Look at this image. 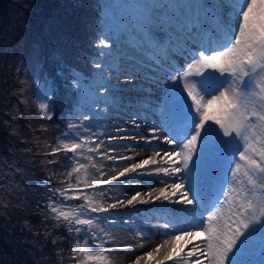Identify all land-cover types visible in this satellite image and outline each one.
<instances>
[{"label": "snow or ice", "instance_id": "1", "mask_svg": "<svg viewBox=\"0 0 264 264\" xmlns=\"http://www.w3.org/2000/svg\"><path fill=\"white\" fill-rule=\"evenodd\" d=\"M94 10L103 28L95 26L102 38L94 45L92 71L85 75L68 63L76 55L73 39L52 53L60 64L57 76L67 70L79 108L72 113L76 122L65 125L47 153L63 154L71 168L62 173L61 187H49L46 178L42 190L47 195L41 198L46 203L37 210L45 207L44 219L51 217L75 238L67 260L111 264L108 253L114 250L144 248L114 239L110 227L131 225L113 213L159 203L161 208L145 216L144 223L167 238L133 264H147L145 258L154 264H264V0H189L180 7L105 0ZM83 23L92 26L87 17ZM61 39L53 36V45ZM121 77L140 93L127 98L135 115L149 112L158 123L140 132L130 115L133 134L117 140L120 127L114 134L99 120L113 104L124 106ZM153 86L162 88L160 95ZM39 88L45 101L39 109L50 120L54 82L43 79ZM104 137L109 145L143 141L153 154L132 162L136 156L109 154ZM94 158L127 166L109 175ZM90 167L98 173L96 181L88 178ZM145 176L155 177L159 186L135 190ZM116 186L133 194L114 199L109 193ZM97 191L99 197L89 194ZM147 234L137 231L140 237ZM110 243L113 247H106ZM57 255V264H66L64 250Z\"/></svg>", "mask_w": 264, "mask_h": 264}, {"label": "trees", "instance_id": "2", "mask_svg": "<svg viewBox=\"0 0 264 264\" xmlns=\"http://www.w3.org/2000/svg\"><path fill=\"white\" fill-rule=\"evenodd\" d=\"M97 3L105 0H0V264H57L60 249L66 264H71L67 253L75 238L57 228L51 217L44 219L45 207L37 210L38 204L46 203L41 199L47 195L43 176L62 186V173L71 168L68 160L62 163V154L47 155L56 142V121L77 99L68 86L67 70L57 76L60 64L52 53L73 39L76 55L68 63L85 74L92 71L94 45L102 35L95 26L103 28L94 10ZM99 15L103 17L102 12ZM85 17L92 26H84ZM57 34L63 39L53 45ZM43 79L54 82L56 89L50 104L55 122L39 109ZM50 159L60 163L49 165Z\"/></svg>", "mask_w": 264, "mask_h": 264}, {"label": "bare ground", "instance_id": "3", "mask_svg": "<svg viewBox=\"0 0 264 264\" xmlns=\"http://www.w3.org/2000/svg\"><path fill=\"white\" fill-rule=\"evenodd\" d=\"M163 2L166 6H174V7H180V6H183V5H186L187 3H189V0H167L165 2V0H147V2L149 3H157V2ZM122 84V83H121ZM123 85V84H122ZM121 85V86H122ZM125 86V85H124ZM162 88H158V87H155L153 86V90H155V94L159 95L161 93V90ZM134 91V90H133ZM131 92V90L127 91L126 94H122L124 97H125V101L127 99V95L130 94V93H135V92ZM131 97V96H130ZM122 107L119 105L118 109ZM122 109L124 110H128L129 113L127 112V114L130 116V115H133V117L136 119V121H140L142 119H140V117L144 118V114L140 113L139 115H135V109H133L131 106H126L125 108L122 107ZM128 116V118H129ZM155 118V121L156 122H153V123H158V117H154ZM152 122H149V123H146V122H138L137 124L140 125V129L139 131L140 132H145L147 130V126L153 124ZM128 124V123H127ZM109 126H111V123L109 124ZM113 126V125H112ZM129 126V129L126 131V133L128 134V136H131L134 132V129L131 125V122H129L128 124ZM95 131L97 132H100V130L98 129H95ZM117 133V132H116ZM133 139H129L128 143L129 145H126V146H121V148H115V150L112 152V153H109V154H117V155H128V156H136V159L133 160L132 162H136V160L138 159H141V158H144L145 156L147 155H152V151L150 150V148L146 147L143 143V141H137V140H133ZM115 144L113 145H121V143L123 144L124 141L122 142H114ZM107 146H108V143H105ZM120 147V146H118ZM152 147H155V144L153 143ZM104 148V147H103ZM106 149V148H104ZM138 154V155H136ZM94 162L95 164L97 165L98 168H101L102 171H104L105 173L108 174V171H113L115 170V165H118L121 170L127 166L126 163L124 162H120V161H117L115 163L111 162V161H104L102 159H99V158H94ZM120 170V171H121ZM119 171V172H120ZM90 175L92 177V179H94V181L97 180V177H98V173L95 172V170H93L91 167H90ZM118 172V173H119ZM118 175V174H116ZM144 180H149V179H144ZM113 184H116V182H113ZM150 186L152 187H157L159 186L157 183H156V180H155V177L154 179L150 182H146L145 184L143 185H139V186H136L135 190H140L141 192H146L148 190H150ZM119 186H116L113 188L112 192L109 193V195L116 199V198H123L126 200L127 198H129L132 194H133V189H125V188H121L119 189L118 188ZM127 192V196L124 195V193ZM91 193V192H90ZM95 194L97 197H99V192H95L93 193ZM166 207H171V206H167ZM161 208V205L159 203H157L155 206H154V210H157ZM123 211L120 212V210H118L117 212L113 213L114 216H116L117 218L123 214H125L126 216H129V212L127 213H122ZM155 212V211H153ZM153 212H141V213H138L139 214V225H138V230H133V226L132 225L131 227H125L123 224H120L119 226H115V227H110L109 228V231L111 232L112 236L114 237V239L118 242H131L133 244H143L144 245V248H137V249H134L133 251H124V250H114L113 252L111 253H108V257H109V260H111L114 264H117L118 262L120 261H123L125 260V257H127L128 260H130V263L128 264H133V261L135 259L136 256H139V255H143L145 251H148L150 250L151 248L159 245V244H162L164 239H166L167 237L163 236V235H160V234H156L155 232V229H149L151 226L144 223V218L145 216H148L150 214H152ZM132 214V213H131ZM127 219V218H126ZM125 221H128V220H125ZM129 223V221H128ZM153 223H155L153 221ZM147 229L148 231L152 232L153 234V238L150 239V238H145L146 235L140 237V236H137V231L139 230H145ZM106 247H113V245L110 243L108 245H106ZM190 247V246H189ZM164 251V249H162V252ZM145 260H147V264H152L153 261H151L149 258H145ZM145 264V261H141V264ZM166 264H170V262H166Z\"/></svg>", "mask_w": 264, "mask_h": 264}, {"label": "rangeland", "instance_id": "4", "mask_svg": "<svg viewBox=\"0 0 264 264\" xmlns=\"http://www.w3.org/2000/svg\"><path fill=\"white\" fill-rule=\"evenodd\" d=\"M167 0H165V2H166ZM172 1V0H171ZM125 2V0H122V2H117V5H119V4H122V3H124ZM159 2V1H158ZM163 3V2H162ZM102 15H104L103 14V12H102ZM99 38H102V35H101V37H99ZM98 41H99V39H98ZM98 41H97V44H98ZM125 43H127V41L125 42ZM113 51H115V49H113ZM94 58V57H93ZM178 63H179V65L180 66H183L184 65V60H183V58H180L179 60H178ZM92 70V69H91ZM121 83L123 84H121L120 85V87L124 90L123 91V93L122 94H126V92L129 90H131V92L133 91V89H132V84H126V83H123V77H121ZM133 84L134 83H136L135 81H133L132 82ZM169 83H172L171 81H169ZM125 85V86H124ZM161 91H162V89H160ZM154 91V93H155V90H153ZM133 92H135V93H130V94H128L127 95V98L128 97H136L137 95H139L140 93L137 91V90H134ZM66 96H72V94H65ZM76 94L75 93H73V96H75ZM157 95V94H156ZM160 95V94H159ZM158 96V95H157ZM43 102H45V101H43ZM77 106L76 107H74V108H72L71 110H69L67 113H65L64 114V117L61 119V120H58V121H56V119H57V117H55V118H53L52 119V121L53 122H55L56 121V123L57 124H55L56 125V127L58 128L57 129V134H56V140H57V137L60 135V131L62 130V129H64V127H65V125L69 122V121H71V122H73V123H75L76 121L75 120H73L72 119V113H73V111L75 110V109H77V108H79V105L78 104H76ZM126 106H128V104H127V99H126V101H125V103H124V106H122L123 108H125ZM105 106L104 105H101L100 106V108L101 109H103ZM118 107H119V104L118 103H116V104H113V106H112V108H111V110H106V111H104V113H103V116L100 118V120H99V123L100 124H102L103 125V127L105 128V129H107L109 132H111V133H116L117 132V126H119L120 127V129H121V131L119 132V134H118V137H117V140H119V137L120 136H128V134L126 133V131L129 129V126H128V124H129V122H131L130 120H129V118H128V114H127V112L129 113V111L127 110H124V109H122V107H120L119 109H118ZM52 108V109H51ZM133 109H135V108H133ZM82 110V109H81ZM50 114L52 115L53 113V106L51 105L50 106ZM136 109H135V113H136ZM140 113H142V114H144V118L142 117H140V119H142V120H138V121H136L137 123L138 122H146V123H149V122H156L155 121V118L154 117H158V116H156V115H154V114H151V113H149V112H146V111H141ZM158 120V119H157ZM111 123V126H109V124ZM128 123V124H127ZM113 125V126H112ZM96 129H98V130H100V131H102L103 129H101V128H96ZM126 130V131H125ZM104 139H105V141H106V143H107V140L109 139L108 137H104ZM131 140V139H130ZM124 141V143L122 144L121 143V145H113V144H115V143H112L111 145H109L108 144V146L105 144V145H103V147L104 148H106V150L107 149H109V148H111L112 149V152L115 150V148H121V146H126V145H129V143H128V141H129V139H127V140H123ZM133 141V140H132ZM90 146H94V145H90ZM118 146H120V147H118ZM112 152H110V153H112ZM60 157H62V163L64 164L65 162V160H67L65 157H64V155L62 154ZM64 158V159H63ZM81 162H84L83 160H81ZM63 164L61 165V166H59V167H62L63 166ZM70 166H71V164L70 163H68ZM67 164V165H68ZM116 167H115V170H113V171H108V174L109 175H116V174H118V172L121 170V168L118 166V165H115ZM89 171H90V168H89ZM88 171V178L90 179V180H92V181H94V179H92V177H91V175H90V172ZM46 178H48V177H46V176H43V179H42V181H41V185L43 186V184L46 182ZM82 179H83V174H82V177H81ZM143 179H149V180H144L145 181V183L146 182H150V180L152 181L153 179H154V177H147V176H145V177H143ZM48 182V186L49 187H52L53 185L54 186H56V187H61V186H58V185H56L55 183H53L52 182V180L50 179L49 181H47ZM144 183V184H145ZM158 187V186H157ZM119 189H121V187H118ZM90 195H94V196H96L95 194H93V193H89ZM122 199H124V197L122 198ZM157 203H154V204H145V205H137L135 208H126V209H121L120 210V212L121 211H123L122 213H127V212H129V216H126L125 214H123V215H121V216H119L117 219H119V220H128L129 221V225H138L139 224V214L138 213H140V210L141 209H145V208H151V207H154L155 205H156ZM141 208V209H140ZM132 213V214H131ZM127 218V219H126ZM133 230H135V228H133ZM145 238H150V239H152L153 237H151V236H149V235H146L145 236ZM255 259H259V255L257 254V256L255 257ZM110 262H111V264H114L111 260H110ZM128 263H130V260H128L127 259V257H125V260H123V261H120V262H118L117 264H128ZM143 264V263H142ZM152 264H154V262L152 263Z\"/></svg>", "mask_w": 264, "mask_h": 264}]
</instances>
